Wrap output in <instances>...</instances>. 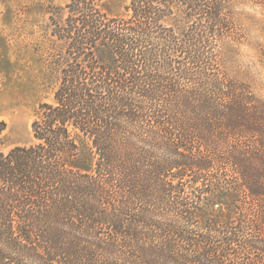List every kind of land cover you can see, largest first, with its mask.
Returning a JSON list of instances; mask_svg holds the SVG:
<instances>
[{
    "label": "trees",
    "instance_id": "trees-1",
    "mask_svg": "<svg viewBox=\"0 0 264 264\" xmlns=\"http://www.w3.org/2000/svg\"><path fill=\"white\" fill-rule=\"evenodd\" d=\"M110 2L50 13L54 100L33 144L0 145V264L264 261L245 238L264 235V101L213 73L236 0ZM230 168L238 191L220 188Z\"/></svg>",
    "mask_w": 264,
    "mask_h": 264
},
{
    "label": "rangeland",
    "instance_id": "rangeland-1",
    "mask_svg": "<svg viewBox=\"0 0 264 264\" xmlns=\"http://www.w3.org/2000/svg\"><path fill=\"white\" fill-rule=\"evenodd\" d=\"M69 2L0 0V121L7 123L0 145L5 152L35 142L32 122L38 107L54 100L61 73L56 61L62 46L52 35L50 13ZM110 3L113 11L120 13L130 0H111ZM231 16L233 29L216 47L219 57L213 73L226 77L235 86L245 87L249 95L264 101V0H236ZM64 63L63 60L61 64ZM227 171L223 175L216 174L227 179L220 188L238 191L240 184L235 173L231 168ZM190 185L186 182L187 187ZM237 195L248 217L247 211L255 203L243 190ZM249 232H245V238L257 237L264 243V235L259 231ZM222 236L221 233L218 239ZM243 252L234 256L264 264L262 251Z\"/></svg>",
    "mask_w": 264,
    "mask_h": 264
}]
</instances>
